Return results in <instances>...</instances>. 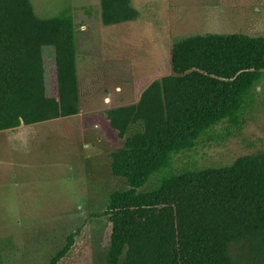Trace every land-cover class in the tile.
Instances as JSON below:
<instances>
[{"label":"trees","instance_id":"obj_1","mask_svg":"<svg viewBox=\"0 0 264 264\" xmlns=\"http://www.w3.org/2000/svg\"><path fill=\"white\" fill-rule=\"evenodd\" d=\"M100 21L135 19L131 0H99ZM71 10L40 18L30 0H0V131L79 112L77 46ZM45 48L54 63L47 88ZM171 74L136 102L102 111L122 146L108 154L128 188L109 195L107 264H237L235 245L264 264V150L218 167L170 171V157L194 148L223 121L236 123L264 70V36L205 33L174 40ZM146 186V187H145ZM45 264H57L74 242Z\"/></svg>","mask_w":264,"mask_h":264},{"label":"rangeland","instance_id":"obj_2","mask_svg":"<svg viewBox=\"0 0 264 264\" xmlns=\"http://www.w3.org/2000/svg\"><path fill=\"white\" fill-rule=\"evenodd\" d=\"M40 18L69 7L78 30L79 112L0 131V264H45L74 242L57 264H107L110 193L128 188L113 177L108 154L122 146L102 111L134 103L154 79L171 74L174 40L205 33L264 36V0H131L138 16L103 25L99 0H30ZM45 48L47 88L54 63ZM52 52V51H51ZM264 150V70L236 123L212 127L189 151L170 157V171L218 167ZM146 187V186H145ZM237 264H253L235 245Z\"/></svg>","mask_w":264,"mask_h":264},{"label":"crops","instance_id":"obj_3","mask_svg":"<svg viewBox=\"0 0 264 264\" xmlns=\"http://www.w3.org/2000/svg\"><path fill=\"white\" fill-rule=\"evenodd\" d=\"M78 91H79V89H78ZM49 114H54V113H47V117H48Z\"/></svg>","mask_w":264,"mask_h":264}]
</instances>
